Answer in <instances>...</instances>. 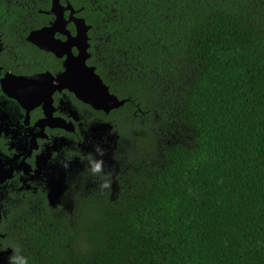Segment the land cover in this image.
<instances>
[{
    "label": "trees",
    "instance_id": "1",
    "mask_svg": "<svg viewBox=\"0 0 264 264\" xmlns=\"http://www.w3.org/2000/svg\"><path fill=\"white\" fill-rule=\"evenodd\" d=\"M67 2L127 101L116 174L71 213L13 211L7 239L33 264H264V0ZM51 6L0 0V30L26 38Z\"/></svg>",
    "mask_w": 264,
    "mask_h": 264
},
{
    "label": "flooded vegetation",
    "instance_id": "2",
    "mask_svg": "<svg viewBox=\"0 0 264 264\" xmlns=\"http://www.w3.org/2000/svg\"><path fill=\"white\" fill-rule=\"evenodd\" d=\"M65 16L68 19L70 13L66 12ZM54 20L53 17L44 27H51ZM67 29L76 37L73 23ZM88 37L90 47L85 58L77 59L80 52L72 47L71 55L78 61L77 67L72 61L67 63L68 54L58 57L41 50L27 41L28 36L23 38L21 32L15 37L0 33V239H7L5 231L13 211H39L49 207L71 213L83 199L82 191L89 188L91 181L87 176L82 178L85 164L75 158L65 169L59 162H52L56 153H61L63 159L62 150L73 148L74 141L84 140L79 144L84 155L94 153V146L99 144L104 152L111 154L104 164L105 173L116 174L112 144L118 137L113 133L112 117L122 107L110 112L97 110L81 96L89 92L100 94L101 89L95 90L91 85L78 93L73 86L76 74L72 72L91 84L97 75L110 93L116 95L101 77L98 67L90 64V32ZM55 39L67 42L69 38L57 33ZM11 251L0 253V264H7Z\"/></svg>",
    "mask_w": 264,
    "mask_h": 264
},
{
    "label": "water",
    "instance_id": "3",
    "mask_svg": "<svg viewBox=\"0 0 264 264\" xmlns=\"http://www.w3.org/2000/svg\"><path fill=\"white\" fill-rule=\"evenodd\" d=\"M82 10H75L73 6L68 2L67 6L62 5L61 0H52L51 9L45 14L53 16L55 18L51 27H44L38 30L32 31L28 35L27 41L41 50L46 52H51L57 55L58 57H63L64 55L68 54V64H72L70 61L73 62V65L79 66L78 61L71 55L72 47H77L80 55L77 59H83L86 57V51L90 47L89 44V37L88 33L92 29L90 25L87 24L84 18L76 17L77 14H80ZM66 12L70 13L69 18L67 19L65 14ZM73 23L77 30L76 37H72L70 35L68 25ZM57 33H61L67 36L69 39L67 42H63L60 40L55 39V35ZM72 74H76L74 76L73 86L77 89L78 93L85 92L86 89L94 85L96 88L101 92L100 94H95L92 92L82 94L81 98L86 103L90 104L97 110L104 109L107 112L111 110L119 109L126 104V100H121L116 95L110 93V90L107 86H105L102 79L96 75V78L93 81V84L88 83L87 81L83 80L77 72H72ZM30 78H27L29 80Z\"/></svg>",
    "mask_w": 264,
    "mask_h": 264
},
{
    "label": "clouds",
    "instance_id": "4",
    "mask_svg": "<svg viewBox=\"0 0 264 264\" xmlns=\"http://www.w3.org/2000/svg\"><path fill=\"white\" fill-rule=\"evenodd\" d=\"M74 142L73 148H64L62 150L63 159H61V153H56L52 162H59L61 167L67 169L75 158H79L86 168V171L82 174V178L87 176L99 181L100 192L111 191L113 179L110 174L105 173V162L102 159L105 155L104 149L99 144H96L94 146V153L84 155L79 150V144L83 143L84 140L80 143ZM9 249L12 251L7 257V264H33L32 257L20 243L14 242L11 239H0V253H7Z\"/></svg>",
    "mask_w": 264,
    "mask_h": 264
},
{
    "label": "rangeland",
    "instance_id": "5",
    "mask_svg": "<svg viewBox=\"0 0 264 264\" xmlns=\"http://www.w3.org/2000/svg\"><path fill=\"white\" fill-rule=\"evenodd\" d=\"M110 156H111L110 153L105 152V155L102 157V159L104 160L105 163L109 161ZM109 167H110L109 169H111V171H115V168L113 166H109Z\"/></svg>",
    "mask_w": 264,
    "mask_h": 264
}]
</instances>
